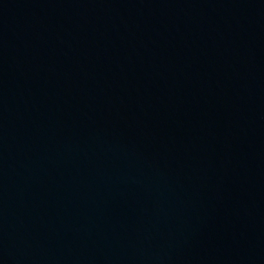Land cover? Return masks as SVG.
Instances as JSON below:
<instances>
[{
	"label": "water",
	"instance_id": "1",
	"mask_svg": "<svg viewBox=\"0 0 264 264\" xmlns=\"http://www.w3.org/2000/svg\"><path fill=\"white\" fill-rule=\"evenodd\" d=\"M0 264H264V0H0Z\"/></svg>",
	"mask_w": 264,
	"mask_h": 264
}]
</instances>
